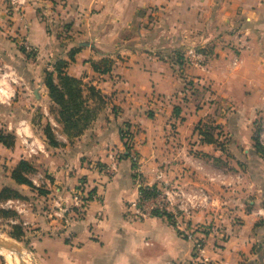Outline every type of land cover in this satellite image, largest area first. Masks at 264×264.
Segmentation results:
<instances>
[{
    "label": "crops",
    "instance_id": "1",
    "mask_svg": "<svg viewBox=\"0 0 264 264\" xmlns=\"http://www.w3.org/2000/svg\"><path fill=\"white\" fill-rule=\"evenodd\" d=\"M26 1L19 12L0 1V65L19 79L14 101L0 105L13 136L12 146L0 143V193L26 196L35 263L264 264V160L253 142L264 115V0ZM188 48L204 56L201 67L183 61ZM57 61L97 113L75 139L62 132L44 85ZM208 119L218 129L203 127ZM124 126L134 131L136 160L126 157ZM17 134L43 142L44 153L25 155ZM225 146L241 159L224 160ZM21 161L33 169L32 188L11 178ZM81 185L94 199L64 227L47 208L59 199L69 206ZM163 185L198 194L190 224L207 229L199 257L166 217L134 218L140 188Z\"/></svg>",
    "mask_w": 264,
    "mask_h": 264
},
{
    "label": "built area",
    "instance_id": "2",
    "mask_svg": "<svg viewBox=\"0 0 264 264\" xmlns=\"http://www.w3.org/2000/svg\"><path fill=\"white\" fill-rule=\"evenodd\" d=\"M14 12L21 11L26 5V0H0ZM26 44V43H25ZM26 48V45H24ZM183 61L188 63L192 67H201L204 62V56L194 48H188L185 51ZM19 79L13 70L7 69L5 66L0 65V105H10L16 95V87L18 86ZM19 143L23 148L24 154L28 157L36 156L44 153L43 142L39 140H28L25 135L17 134ZM124 144L126 149L131 151L133 160H136V155L132 151V143H129L124 138ZM114 155L110 156L111 165L106 168V172L112 174L115 172V161ZM36 188L40 187L39 183H34ZM149 191L155 192V196L148 200L138 199V203L134 206V218L144 219L149 215L155 213L161 214L164 217H170V224L181 233L188 242L192 244L194 252V258L199 257L203 246L204 239L199 235H203L207 229L203 227H194L190 224L192 213L197 209L198 194L196 192H184L178 188L170 189L167 185H163L159 191L146 188ZM71 203L69 206L63 203L62 199L57 200L51 206H48V216L60 219L64 227H68L71 222V213L74 211H82L90 199H94L91 189L86 190L84 187L77 186L74 191L71 192ZM202 195V194H201ZM205 198V197H204ZM27 210L30 208L28 202H23L19 199H8L0 201V210L11 211L16 215L24 214V208ZM14 224V221H10ZM174 264V263H168Z\"/></svg>",
    "mask_w": 264,
    "mask_h": 264
},
{
    "label": "trees",
    "instance_id": "3",
    "mask_svg": "<svg viewBox=\"0 0 264 264\" xmlns=\"http://www.w3.org/2000/svg\"><path fill=\"white\" fill-rule=\"evenodd\" d=\"M111 64H106L103 73H106ZM64 63L57 61L53 66L52 72H46L44 78V85L48 91V96L51 102L58 108L56 114L57 122L62 126V132L70 139H75L82 135V133L88 128L91 122L96 118V109L89 107L88 100L83 95L81 83L73 78L68 77L63 73ZM97 69V68H96ZM90 92L91 99L100 100V97L94 92L93 89L88 90ZM43 134L46 141L50 146H56V139L50 126H46L43 129ZM121 138L123 133L120 131ZM205 142L212 143L213 138L210 134H205ZM207 137V138H206ZM211 138V139H210ZM255 151L260 154L264 160V147L258 142L257 138H253ZM0 143L6 147H10L13 144V136L0 132ZM126 157L129 156L127 149ZM33 172L32 167L25 161L19 162L17 167L11 172V178L17 185H25L32 188L31 183L28 181L26 176ZM155 192L149 191L146 188H140V199L148 200L155 196ZM8 199H19L24 198L15 190L5 188L0 193V201ZM155 213L154 215H156ZM0 215L3 219L15 218V213L0 210ZM161 215V214H160ZM166 219L170 223V217ZM21 235V234H20ZM19 235H15L12 238L16 239Z\"/></svg>",
    "mask_w": 264,
    "mask_h": 264
},
{
    "label": "rangeland",
    "instance_id": "4",
    "mask_svg": "<svg viewBox=\"0 0 264 264\" xmlns=\"http://www.w3.org/2000/svg\"><path fill=\"white\" fill-rule=\"evenodd\" d=\"M50 114L53 115V113H50ZM25 115H26V113H25ZM54 116H56L55 113H54ZM44 118H45L44 115H42L40 113L35 114V116H34V121L36 123L38 122L42 131L46 126H50L48 123H46ZM230 122L232 123L233 119L230 120ZM91 124H92V122L90 123V125ZM225 124L226 125L230 124L229 118H227V120L225 121ZM203 125L206 128L209 127L213 131H214V129H218V126H216L215 123L211 119L206 120V122L203 123L202 126ZM4 126H5V123L0 122V132H5V130L3 129ZM50 128L53 129L51 126H50ZM254 130L256 132L254 136L257 138V142L262 147H264V115H262V116L257 115V118H255V122H254ZM122 133H123L124 138H126L128 140V142L132 143V145H133L134 135H135L134 131L131 128H129L128 126H124L122 129ZM216 133H217V135L223 137V142L226 145L225 141H228V137H226L225 134L220 135V132H216ZM219 136H218V138H219ZM221 150L224 154V160L225 159H232V158L234 160H236V159H241V157H242L238 150H236L235 152L230 151L228 148H226V146ZM129 152H131V151H129ZM144 188H150V186H146ZM22 195H26V193H24ZM23 197H24V200H22V201L25 202V204H26V198H25L26 196H23ZM24 211H25L24 214H21V215L15 214L16 215L15 218H11V219H3L0 215V238H3L5 240H7L8 242L17 245L21 249L22 253H24L25 255L22 253L21 254L24 255L26 258H28L29 264H36L34 259H33L32 254L29 251L28 246L26 245V207L24 208ZM9 212H11V211H9ZM12 213H14V212H12ZM11 220L14 221V224L10 223ZM15 235H19V237H16V239L12 238ZM7 254H8L7 251L0 249V264H19V260H18V263H15V261H13L12 259L10 260L9 257H7Z\"/></svg>",
    "mask_w": 264,
    "mask_h": 264
},
{
    "label": "water",
    "instance_id": "5",
    "mask_svg": "<svg viewBox=\"0 0 264 264\" xmlns=\"http://www.w3.org/2000/svg\"><path fill=\"white\" fill-rule=\"evenodd\" d=\"M0 249L1 250H5L7 252H15L18 254V260H19V264H25L24 261L22 260V256H21V249L13 244L8 242L7 240L0 238Z\"/></svg>",
    "mask_w": 264,
    "mask_h": 264
},
{
    "label": "bare ground",
    "instance_id": "6",
    "mask_svg": "<svg viewBox=\"0 0 264 264\" xmlns=\"http://www.w3.org/2000/svg\"><path fill=\"white\" fill-rule=\"evenodd\" d=\"M22 254H24V253H22ZM21 254V256H22V260L24 261V263L25 264H29V262H28V258H26L24 255H22ZM7 257H9V259L11 260H13V261H15V263H18V254L17 253H15V252H8V254H7Z\"/></svg>",
    "mask_w": 264,
    "mask_h": 264
}]
</instances>
